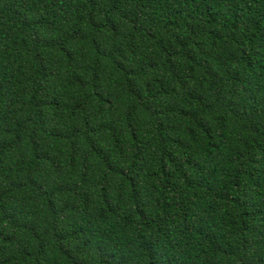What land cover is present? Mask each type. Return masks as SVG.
Here are the masks:
<instances>
[{
	"label": "trees",
	"instance_id": "obj_1",
	"mask_svg": "<svg viewBox=\"0 0 264 264\" xmlns=\"http://www.w3.org/2000/svg\"><path fill=\"white\" fill-rule=\"evenodd\" d=\"M0 264H264V0H0Z\"/></svg>",
	"mask_w": 264,
	"mask_h": 264
}]
</instances>
